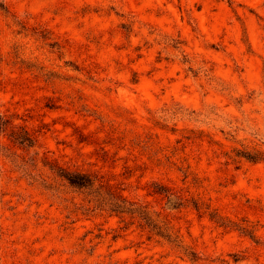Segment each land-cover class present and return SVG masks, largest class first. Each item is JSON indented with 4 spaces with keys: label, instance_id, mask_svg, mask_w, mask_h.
Wrapping results in <instances>:
<instances>
[{
    "label": "rangeland",
    "instance_id": "rangeland-1",
    "mask_svg": "<svg viewBox=\"0 0 264 264\" xmlns=\"http://www.w3.org/2000/svg\"><path fill=\"white\" fill-rule=\"evenodd\" d=\"M0 118V264H264V0H0Z\"/></svg>",
    "mask_w": 264,
    "mask_h": 264
},
{
    "label": "trees",
    "instance_id": "trees-1",
    "mask_svg": "<svg viewBox=\"0 0 264 264\" xmlns=\"http://www.w3.org/2000/svg\"><path fill=\"white\" fill-rule=\"evenodd\" d=\"M2 120V118H0V121ZM6 123L4 121L1 122V126H0V130L4 131L6 128ZM27 139V138H26ZM28 144L31 146L32 142L30 140H27ZM22 144L24 142H21ZM248 159L250 160H256V158L253 157H248ZM58 175L64 179H66L72 186L78 187V188H92L95 184V180L91 175H88L86 173H82V172H78V171H69V170H65V169H60L58 171ZM168 193V192H167ZM171 196L172 194H167V196ZM173 196V195H172ZM113 211L116 212H121V213H136L138 212V210H140L139 208H134L133 205L127 206V205H116L113 206L112 208ZM142 215V219L146 221V224H148L149 226L151 225L149 222V219L147 216H145L144 212H140Z\"/></svg>",
    "mask_w": 264,
    "mask_h": 264
}]
</instances>
